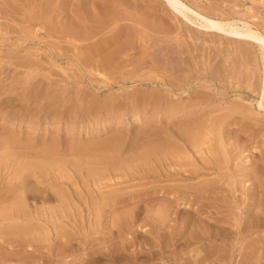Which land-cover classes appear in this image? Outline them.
Instances as JSON below:
<instances>
[{
    "label": "rangeland",
    "instance_id": "rangeland-1",
    "mask_svg": "<svg viewBox=\"0 0 264 264\" xmlns=\"http://www.w3.org/2000/svg\"><path fill=\"white\" fill-rule=\"evenodd\" d=\"M27 1L2 0L0 2V13L2 14H0V21H2L0 22V75L3 77L0 76V87L2 88L3 85L2 91H4L2 92L4 94L0 97V104L2 103L1 101L5 100L3 105H0V115L2 114L0 116V159L11 161L18 158L20 162L34 161L36 163L42 162L46 165L49 164L44 173L33 169L25 171V174L31 171L33 172H31L32 174H27L31 178H27L25 182L28 183V186H32L38 179L47 184L50 182L48 189L53 195V200L45 202L41 198H29L27 200L29 204L28 209L37 211L43 208H51L53 210L51 212L54 213V216L66 214L68 219L73 220L76 218V221L71 222L70 220L71 224L70 222L68 223L70 227L67 224L65 225L66 231L64 232L65 237H63V239L66 238V240L69 241V248L65 250L66 252L64 251V258H61L63 254H58L57 249L59 248L57 247L53 250V256L51 252L50 256L48 251L40 249V247L35 251L36 255L39 253L38 257L40 258L34 261L33 264H41L47 259H49L47 261L50 262L47 264H66L64 261H68L69 259L68 263L70 264H264V225L251 229L245 228V230L243 229L244 231L241 232L243 218L247 215L246 213L240 214L241 211L237 208V205L233 203L230 198L231 196H227V193L211 194L209 196L198 194L194 199V197L189 198V196L186 195V197H184V195L181 197V195L178 194L176 197L174 192L163 195L164 187L168 188L171 185L181 184V182H168L162 179L163 168L166 167L163 166L162 155L160 157L158 155L151 156L149 160L145 162L140 161V159L143 158L142 155L147 152L148 147L154 141L163 140L168 137L171 139L170 142L172 141L176 146L179 143L177 149H180V146H182L181 141H178L179 138H175L174 136L175 133H180L179 131L181 128L186 125L189 126L190 123L201 121L199 119L206 120L212 116L211 119H215L224 113H233L230 114L231 117L227 120L229 125H224L225 127L218 128L215 126L214 122L215 129H213V134H215H211V140L213 141H211V146L216 153L219 151L217 154L222 153L220 149H223L224 152V147L229 149L226 151L227 154H229V152L231 154H229V159L227 160L229 161L227 167L228 169L231 168L230 172L233 173L232 175H235L233 176L236 178L235 181L237 182L235 185L238 186L236 197L238 199L240 197L241 200L243 199L244 204L241 203V208L243 209L245 204L249 202L248 196L246 195L248 192L247 189H249L254 182L252 178L245 181L243 175L251 171L252 169H250L249 165L253 164L255 166L256 162L260 167L262 166L264 168V153L262 155L260 152H264V112L257 107V102L261 100L259 97L264 71L263 59L261 58L262 53L259 47L247 41L227 38L213 32H205L186 19L173 15L162 0ZM183 1L203 14L206 13L205 15H209V17L213 19L223 22H236L238 27H241L245 23V26L248 25L251 29L257 30L264 35V0ZM40 4L43 8L46 6L47 9L40 8ZM57 6L58 9L55 10ZM53 8L55 9L53 10ZM4 10L6 11L4 12ZM102 10H104V12ZM16 11L17 13H15ZM44 11H47L50 15ZM100 13L105 14L102 16ZM7 14L12 15L8 16ZM93 14L98 18H95ZM115 14L117 16H115ZM88 17H93V19ZM110 17H112V19ZM117 17L118 19L120 17L121 20L116 19ZM90 19L91 23L88 21ZM53 20H55V22ZM68 20L70 21L68 22ZM116 20L117 22H115ZM78 24L79 28L75 26ZM52 26H54V28ZM86 26L89 27L87 28ZM56 27L59 29H62V27H66L65 29L70 27L75 30L79 29L80 31H97L98 29L100 30V28L102 29L99 31L101 33H99V37L97 36L98 39H96L97 37L88 41L71 39L73 42L69 39L68 42H72V46L71 43L67 42L66 38L63 41L62 38L57 39V37L52 36L55 35V33L52 34L51 32L52 30L54 31ZM165 27L167 28L165 29ZM139 28L140 30H138ZM114 29L116 31L119 30L121 35L115 44L119 47L121 46L120 44L123 45L127 42L126 45L128 47H126V50L120 55L121 58L119 56V58L117 57V61L119 59L123 60L124 57L123 62L126 60L128 64L131 60V64L129 63L126 65V62L123 63L120 60L123 64L119 61L120 63L116 62L117 65L114 64V67L112 66L109 68L112 71H116L109 72V69L98 71L97 66L111 58L112 54H110V52L112 53V50H114L115 44L114 47L111 46L109 49L101 51V54L98 53V51L91 52L87 50L86 44L91 45L96 43L97 40L102 41L106 36L111 35L112 32L115 33L116 31ZM107 30L109 32H107ZM102 31L103 33H107L102 34ZM31 34H33L34 38ZM21 35H23V37ZM161 38H165V40ZM123 40L124 42H122ZM134 40L136 42H134ZM52 41H55V45ZM118 41L120 43H118ZM79 42L85 45H81ZM78 44L81 46L79 47ZM68 45L70 46L69 48ZM161 45L163 46L161 47ZM67 49L70 50L68 51ZM85 49L86 52H83ZM64 50L66 51L65 53ZM59 51L61 52L60 54ZM106 51L109 53H105ZM90 52L92 55L88 56ZM82 54L83 56L81 57ZM125 54H127L128 57H126ZM101 56H103V58ZM34 58L37 59L34 60ZM169 58L172 59L170 60ZM145 59H147L146 62ZM2 63L4 66H2ZM95 63L97 65H95ZM119 65H121V67ZM12 67L15 68V70ZM127 68H130V71L126 70ZM16 69L17 71L19 69L18 73ZM187 69L188 72L186 73ZM94 75L95 79L93 78ZM107 77H109V79ZM47 87L50 88L48 89ZM51 88L52 90H50ZM153 97H155L156 100H154ZM42 98H44V100ZM6 99L9 101H6ZM136 99L139 102L137 106L141 107L143 111L140 110V108L138 109V107L137 109L134 107L133 103H135ZM13 101H16V103ZM149 102L151 106L154 105L151 107ZM209 103L211 105L207 106ZM112 106H118L120 111H117L118 115L115 117H111L110 115ZM142 106H144V108ZM149 107H151L150 110L148 109ZM188 112H194L189 114L192 118H186L184 116V114ZM45 116L47 117V121L44 120ZM25 117L28 120L31 119L30 123L18 126V122ZM105 118L111 119L108 125L103 123L104 120H106ZM12 120H16L14 124H12ZM220 133L222 138L219 135ZM114 139H117V141H113ZM220 139L222 142L219 141ZM9 142L22 144L21 149L23 152L21 149L15 150V148L8 147L7 143ZM53 143L57 145L55 147L57 152L52 150L51 153H47V151L43 150L45 146ZM203 148H201V150H203L202 152L205 151ZM216 149H218V151H216ZM5 150L9 152H5ZM41 151L45 152L44 154L47 153L48 156L42 155L43 153ZM29 152H32V154L36 153L35 155H39L38 152L42 154L35 156ZM23 153L27 154L24 156ZM191 154L192 152L189 150L188 154H185V152L181 153L178 157L172 158L171 161L180 164L181 172L183 169L186 170V168H189L188 163L191 161L195 164L199 163V166L202 165L201 162L203 163V159H200L199 155L194 156L192 154V156ZM49 155H51V157ZM64 158H68V160H64ZM175 159L176 161H174ZM156 160H158V162ZM254 161L255 163H253ZM160 163H162V166ZM183 165H185L186 168ZM94 167H96L95 169H98V171H93L92 169H94ZM153 168L155 170L158 168V170L155 171ZM145 170L150 171L148 172L149 175ZM2 172L4 173L6 171L3 170ZM34 172H36V174ZM111 172H113V174H110ZM3 173L0 175L1 192H3L2 190H4V188H14L18 184L17 180L23 178L21 174L12 178L11 175L6 176L5 173ZM152 173L154 174L153 176L151 175ZM4 175L7 177L6 180L3 179ZM99 175L103 176L101 180L102 185L99 184V187H94L93 178H97ZM61 176L62 179L60 180L59 178ZM34 177L38 178L34 180ZM213 177H217V175L212 173L208 178L213 179ZM108 178L112 180V183ZM56 179L60 181L58 182ZM224 179H226V177H224ZM54 180L56 183L53 182ZM221 181L222 180H220V182ZM167 184H169V186H167ZM154 189H156V191ZM59 190H64L62 197V199H66L64 202L59 200L60 195L58 194L61 192ZM89 190L91 191L90 193ZM13 193L14 197L22 196L17 189L13 190ZM101 193L105 196V202H100L98 198L101 196ZM97 199L100 203L96 206V204H98ZM92 202L96 203L92 204ZM240 215L242 217V224L238 225L237 228L236 224L239 221L237 219ZM94 217L99 218V221H95ZM41 226L42 225L39 224V227L32 231V233L31 231H26L23 232L22 235L17 236L13 233H1L0 241L6 240L5 238L8 237L6 241L9 239H21L20 242L26 244L27 241L33 240L32 236L37 237L38 234L37 240H39L37 242H39V244L37 245L43 246L44 244L41 242L45 240L42 239L45 228H47L46 230L51 229L52 231V236L50 234L49 240L52 242L54 239L59 240L60 237H56L53 233L59 231L61 235L60 226H52V228L51 226L49 228ZM55 228L57 230H55ZM208 245H210V247ZM46 255L50 256V258H47ZM9 256L10 254L8 251L6 252L0 249V264H17L14 262L16 261V257L12 256L10 258ZM60 259H62L63 262H60ZM71 259L74 260L72 261Z\"/></svg>",
    "mask_w": 264,
    "mask_h": 264
},
{
    "label": "bare ground",
    "instance_id": "bare-ground-1",
    "mask_svg": "<svg viewBox=\"0 0 264 264\" xmlns=\"http://www.w3.org/2000/svg\"><path fill=\"white\" fill-rule=\"evenodd\" d=\"M2 1V0H1ZM0 1V2H1ZM27 1V0H26ZM37 1V0H36ZM44 1V0H43ZM46 1H50V0H46ZM45 1V2H46ZM52 1V0H51ZM57 1V0H56ZM64 1V0H63ZM95 1H97V0H95ZM94 1V2H95ZM256 1V0H255ZM263 1V0H262ZM10 2V1H9ZM9 2H7V3H9ZM28 2V1H27ZM162 2L165 4V6L173 13V15H175L176 17H181V18H183V19H186L187 21H189V22H191V23H193L194 25H196L197 27H199L200 29H202V30H204L205 32H213V33H217V34H220V35H223V36H225V37H227V38H232V39H237V40H240V41H247V42H250V43H252V44H255V45H257L258 47H259V49L261 50V53H262V59H263V67H264V35L263 34H261L260 32H258L257 30H254V29H251L250 27H248V25H246L245 26V23L241 26V27H238L237 25H236V22H223V21H221V20H217V19H213V18H211V17H209V15L207 16V15H205V14H203L202 12H200L199 10H197V9H195V8H193V7H191V6H189L187 3H185L183 0H162ZM4 3H6V2H4ZM44 3V2H43ZM50 3V2H49ZM52 3V2H51ZM1 4V3H0ZM61 4H63V3H61ZM61 4H60V6H61ZM90 4V3H89ZM131 4H132V2H131ZM6 5H8V4H6ZM5 5V6H6ZM15 5V4H14ZM44 5V4H43ZM133 5V4H132ZM50 6V5H49ZM90 6V5H89ZM108 6V5H107ZM123 6V5H122ZM128 6V5H127ZM10 7V6H9ZM12 7V6H11ZM15 7V6H14ZM39 7L41 8L42 6H41V4L39 5ZM77 7V6H76ZM91 7V6H90ZM117 7V6H116ZM133 7V6H132ZM2 8V7H1ZM43 8V7H42ZM44 8H46V6L44 7ZM43 8V9H44ZM56 8V9H55ZM55 8H53V10L55 9V10H57L58 9V6L57 7H55ZM131 8V7H130ZM140 8V7H139ZM252 8V7H251ZM13 9V8H12ZM11 9V10H12ZM14 9H16V8H14ZM35 9V8H34ZM47 9V8H46ZM49 9H50V7H49ZM60 9H62V8H60ZM70 9V8H69ZM82 9H83V7H82ZM89 9H92V8H89ZM116 10H117V8H116ZM6 10H4V12H5ZM39 11V10H38ZM92 11V10H91ZM103 12H104V10H102ZM106 11H107V9H106ZM119 11V10H118ZM122 11V10H121ZM42 12V11H41ZM45 12V11H44ZM43 12V13H44ZM48 12H50V11H48ZM90 12V11H89ZM96 12V11H95ZM115 12H117V11H115ZM114 12V13H115ZM131 12V11H130ZM246 12H248V11H246ZM15 13H17V11L15 12ZM37 13V12H36ZM45 13H47V11L45 12ZM64 13V12H63ZM68 13V12H67ZM66 13V14H67ZM99 13V12H98ZM107 13H108V11H107ZM121 13V12H120ZM251 13V12H250ZM1 14V13H0ZM39 14V13H38ZM48 15H50L49 13H47ZM91 14V13H90ZM100 14H102V16L105 14H103V13H100ZM111 14V13H110ZM153 14V13H152ZM2 15V14H1ZM5 15V14H4ZM8 15V14H7ZM10 15H12V14H10ZM10 15H8V16H10ZM29 15V14H28ZM33 15V14H32ZM45 15V14H44ZM56 15H58V14H56ZM113 15V14H112ZM135 15V14H134ZM247 15V14H246ZM42 16V15H41ZM40 16V17H41ZM71 16V15H70ZM69 16V17H70ZM88 16H90V15H88ZM93 16L95 17V14H93ZM110 16V15H109ZM115 16H117L116 14H115ZM114 16V17H115ZM120 16V15H119ZM174 16V17H175ZM47 17V16H46ZM97 17V16H96ZM95 17V18H96ZM123 17V16H122ZM0 18H1V16H0ZM4 18H6V17H4ZM16 18V17H15ZM23 18V17H22ZM29 18V17H28ZM38 18V17H37ZM59 18V17H58ZM66 18V17H65ZM72 18V17H71ZM88 18H91V19H93V17H88ZM98 18V17H97ZM111 19H112V17H110ZM109 18V19H110ZM136 18V17H135ZM134 18V19H135ZM139 18H141V17H139ZM12 19V18H11ZM21 19V18H20ZM91 19L90 20H88V21H90V23H91ZM106 19H107V17H106ZM110 19V20H111ZM116 19H118V17L116 18ZM119 19L121 20V18L119 17ZM118 19V20H119ZM123 19V18H122ZM133 19V20H134ZM159 19V18H158ZM243 19H245V18H243ZM251 19V18H250ZM253 19V18H252ZM44 20V19H43ZM49 20V19H48ZM78 20V19H77ZM102 20V19H101ZM152 20V19H151ZM28 21H29V19H28ZM40 21V20H39ZM54 22H55V20H53ZM57 21V20H56ZM64 21V20H63ZM70 20H68V22H69ZM93 21V20H92ZM95 21H97V20H95ZM148 21V20H147ZM226 21V20H225ZM0 22H2V21H0ZM21 22V21H20ZM23 22V21H22ZM25 22V21H24ZM59 22V21H58ZM104 22V21H103ZM115 22H117V20L115 21ZM136 22V21H135ZM151 22V21H150ZM153 22V21H152ZM30 23H31V21H30ZM48 23V22H47ZM50 23V22H49ZM53 23V22H52ZM51 23V24H52ZM78 23V22H77ZM77 23H73V24H77ZM97 23V22H96ZM100 23H101V21H100ZM99 23V24H100ZM106 23V22H105ZM125 23V22H124ZM137 23H139V22H137ZM3 24V23H2ZM5 24V23H4ZM50 24V25H51ZM56 24V23H55ZM72 24V23H71ZM82 24V23H81ZM102 24V23H101ZM143 24V23H142ZM141 24V25H142ZM88 25H89V23H88ZM91 25V24H90ZM93 25H95V24H93ZM92 25V26H93ZM97 25V24H96ZM103 25V24H102ZM107 25V24H106ZM153 25V24H152ZM48 26H49V24H48ZM57 26H58V24H57ZM68 26V25H67ZM75 26H77V28H79L78 26H79V24L78 25H75ZM75 26H74V28H75ZM101 26V25H100ZM99 26V27H100ZM105 26V25H104ZM126 26V25H125ZM128 26V25H127ZM158 26H159V24H158ZM6 27V26H5ZM46 27H47V24H46ZM50 27V26H49ZM53 28H54V26H52ZM51 27V28H52ZM72 27V26H71ZM82 27V26H81ZM87 27V26H86ZM89 27V26H88ZM87 27V28H88ZM108 27V26H107ZM112 27V26H111ZM116 27V26H115ZM135 27V26H134ZM133 27V28H134ZM138 27V26H137ZM151 27V26H150ZM11 28H13V27H11ZM44 28V27H43ZM52 28V29H53ZM57 28V27H56ZM55 28V30L53 31L52 30V34L53 33H55V35H52V36H55V37H57V39L58 38H62L63 39V41L65 40V38L67 39V42H68V40L70 39H79L80 41H82V40H84V41H88V40H91V39H95L98 35H99V33H101V32H99V31H101V29L102 28H100V30L98 29L97 31H83V30H75L74 28L72 29V28H70V27H68L67 29H65V28H63L62 27V29H59V28H57L56 29ZM93 29H95L94 27H92ZM104 28V27H103ZM130 28V27H129ZM167 27H165V29H166ZM6 29H7V27H6ZM14 29V28H13ZM49 29V28H48ZM84 29V28H83ZM105 29V28H104ZM113 29V28H112ZM128 29V28H127ZM155 29V28H154ZM11 30V29H10ZM46 30V29H45ZM91 30V29H90ZM115 30V29H114ZM114 30H112V31H114ZM138 30H140V28L138 29ZM143 30V29H142ZM110 31H111V28H110ZM116 31V30H115ZM121 31V30H120ZM125 31V30H124ZM158 31V30H157ZM166 31V30H165ZM16 32V31H15ZM18 32V31H17ZM16 32V33H17ZM107 32H109L108 30H107ZM107 32H105V33H107ZM167 32V31H166ZM19 33V32H18ZM48 33V32H47ZM46 33V34H47ZM50 33V32H49ZM105 33H103V31H102V34H105ZM122 33V32H121ZM20 34H22V33H20ZM110 34H111V32H110ZM148 34V33H147ZM32 36H33V34H31ZM56 35H58V36H60V37H58V36H56ZM132 35V34H131ZM141 35V34H140ZM149 35V34H148ZM22 37H23V35H21ZM26 36H27V34H26ZM50 36V35H49ZM51 36V37H52ZM120 32H119V30L118 31H116L115 33H113L112 32V34L111 35H109V36H106V38L105 39H102V41H98L97 40V42L96 43H94V44H91V45H88V44H86L87 45V47H86V49L87 50H90L91 52H94V51H98V53H100L101 54V51H105L106 49H109L111 46H113L114 47V44L116 43V41H117V39L118 38H120ZM152 36H153V34H152ZM99 37V36H98ZM98 37L96 38V39H98ZM146 37V36H145ZM24 38H25V35H24ZM32 38V37H31ZM33 38H34V36H33ZM124 38V37H123ZM149 38V37H148ZM157 38H158V36H157ZM100 39V38H99ZM161 39H163V38H161ZM177 39V38H176ZM6 40V39H5ZM4 40V41H5ZM50 40V39H49ZM78 40V41H79ZM130 40V39H129ZM139 40V39H138ZM145 40V39H144ZM160 40V39H159ZM163 40H165V38L163 39ZM57 41V40H56ZM60 41V40H59ZM72 41V40H71ZM94 41V40H93ZM143 41V40H142ZM41 42V41H40ZM44 42H46V41H44ZM51 42V41H50ZM53 42V41H52ZM55 42V41H54ZM53 42V43H54ZM66 42V41H65ZM73 42V41H72ZM72 42H68V43H71L72 44ZM75 42V41H74ZM122 42H124V40L122 41ZM130 42H131V40H130ZM134 42H136L135 40H134ZM57 43V42H56ZM62 43V42H61ZM87 43V42H86ZM118 43H120L119 41H118ZM127 43V42H126ZM126 43L125 44H120L121 46H117L116 44H115V47H114V50H112V53L110 52V54H112V56H111V58L108 60V61H104V62H102V63H100L99 64V62H98V66H97V69H98V71L99 70H106V69H109L110 67H112L114 64H116V62L117 63H120L121 61L123 62V60H124V57H123V60H121V59H119L118 61H117V59L120 57V55H122V53L126 50V47H127V45H126ZM133 43V42H132ZM138 43V42H137ZM149 43V42H148ZM165 43H166V41H165ZM20 44V43H19ZM66 44V43H65ZM79 44H81L80 42H79ZM78 44V45H79ZM139 44H140V40H139ZM153 44V43H152ZM53 45V44H52ZM54 45H55V43H54ZM57 45V44H56ZM63 45V44H62ZM67 45V44H66ZM75 45V44H74ZM77 45V44H76ZM81 45H85V44H81ZM81 45H79V47L81 46ZM134 45V44H133ZM136 45V44H135ZM141 45V44H140ZM143 45V44H142ZM164 45V44H163ZM163 45H161V47L163 46ZM72 46H73V44H72ZM71 46V47H72ZM132 46V45H131ZM130 46V47H131ZM171 46V45H170ZM66 47V46H65ZM70 46L68 45V48H69ZM84 47V48H85ZM112 47V48H113ZM129 47V48H130ZM57 48H59V47H57ZM77 48H78V46H77ZM82 48V47H81ZM128 48V47H127ZM180 48V47H179ZM71 49V48H70ZM69 49V50H70ZM76 49V48H75ZM86 49H85V51H83V52H86ZM141 49H143V48H141ZM152 49V48H151ZM170 49V48H169ZM176 49V48H175ZM51 50V49H50ZM61 50V49H60ZM68 50V49H67ZM68 50V51H69ZM73 50V49H72ZM83 50V49H82ZM183 50V49H182ZM26 51V50H25ZM129 51V50H128ZM170 51V50H169ZM178 51V50H177ZM66 51L64 50V53H65ZM88 53V56H91L92 55V53ZM150 52H151V50H150ZM158 52V51H157ZM181 52V51H180ZM31 53V52H30ZM61 52L59 51V54H60ZM105 53H109L108 51H106ZM137 53V52H136ZM135 53V54H136ZM145 53V52H144ZM152 53H154V52H152ZM152 53H151V55H152ZM177 53V52H176ZM179 53V52H178ZM62 54H63V51H62ZM96 54V53H95ZM94 54V55H95ZM109 54V55H110ZM156 54V53H155ZM174 54H175V52H174ZM193 54V53H192ZM23 55V54H22ZM41 55V54H40ZM67 55V54H66ZM69 55V54H68ZM72 55V54H71ZM85 55V54H84ZM173 55V54H172ZM20 56V55H19ZM18 56V57H19ZM35 56V55H34ZM37 56V55H36ZM83 56V54L81 55V57ZM100 56V55H99ZM107 56V55H106ZM119 56V57H118ZM125 56L126 57H128L127 56V54H125ZM153 56V55H152ZM155 56V55H154ZM157 56V55H156ZM15 57V56H14ZM13 57V58H14ZM28 57V56H27ZM42 57V56H41ZM46 57V56H45ZM74 57V56H73ZM95 57V56H94ZM102 58H103V56H101ZM118 57V58H117ZM159 57H161V56H159ZM172 57V56H171ZM7 58V57H6ZM21 58V57H20ZM33 58V57H32ZM40 58V57H39ZM43 58V57H42ZM104 58H105V56H104ZM121 58V57H120ZM35 59H37V58H34V60ZM45 59V58H44ZM107 59H108V56H107ZM126 59V58H125ZM128 59V58H127ZM140 59V58H139ZM148 59V58H147ZM147 59H145V62H146V60ZM170 59V58H169ZM172 59V58H171ZM170 59V60H171ZM121 60V61H120ZM162 60H163V58H162ZM98 61H99V59H98ZM120 61V62H119ZM30 62V61H29ZM101 62V61H100ZM121 62V63H122ZM125 62H126V60H125ZM125 62H123V63H125ZM131 62V60L129 61V63ZM137 62H139V61H137ZM166 62V61H165ZM22 63V62H21ZM26 63V62H25ZM82 63V62H81ZM122 63V64H123ZM128 63V64H129ZM136 63V62H135ZM141 63H143V62H141ZM150 63V62H149ZM148 63V64H149ZM184 63V62H183ZM3 64V63H2ZM20 64V63H19ZM23 64H24V62H23ZM121 64V65H122ZM126 65H128L127 64V62L125 63ZM124 64V65H125ZM131 64V63H130ZM162 64V63H161ZM165 64V63H164ZM83 65V64H82ZM95 65H97L96 63H95ZM117 65V64H116ZM121 65H119L120 67H121ZM123 65V66H124ZM125 65V66H126ZM133 65V64H132ZM147 65V64H146ZM152 65V64H151ZM175 65V64H174ZM2 66H4V64L2 65ZM9 66V65H8ZM42 66H44V65H42ZM171 66V65H170ZM7 67V66H6ZM85 67V66H84ZM90 67V66H89ZM114 67V66H113ZM117 67V66H116ZM116 67H115V69H116ZM236 67V66H235ZM1 68V67H0ZM4 68V67H3ZM13 68V67H12ZM95 68V67H94ZM123 68V67H122ZM169 68V67H168ZM232 68V67H231ZM14 70H15V68H13ZM114 69V68H113ZM130 69V68H129ZM128 68L126 69V70H129ZM135 69V68H134ZM226 69H227V67H226ZM94 70V69H93ZM190 70H192V69H190ZM199 70V69H198ZM216 70V69H215ZM234 70V69H233ZM16 71H17V69H16ZM18 71H19V69H18ZM18 71H17V73H18ZM87 71V70H86ZM109 72L111 71V72H114V71H116V70H114V71H112L111 69H109L108 70ZM125 71V70H124ZM123 71V72H124ZM130 71V70H129ZM140 71V70H139ZM204 71V70H203ZM202 71V72H203ZM28 72V71H27ZM47 72V71H46ZM49 72V71H48ZM107 72V71H106ZM118 72V71H117ZM162 72V71H161ZM171 72V71H170ZM178 72V71H177ZM176 72V73H177ZM188 72V69H187V71H186V73ZM213 72V71H212ZM220 72V71H219ZM104 73V72H103ZM122 73V72H121ZM126 73V72H125ZM131 73V72H130ZM205 73V72H204ZM15 74V73H14ZM30 74H32V73H30ZM35 74V73H34ZM117 74V73H116ZM119 74V73H118ZM123 74V73H122ZM128 74V73H127ZM133 74V73H132ZM193 74H194V72H193ZM203 74V73H202ZM4 75V74H3ZM92 75V74H91ZM130 75V74H129ZM142 75V74H141ZM198 75V74H197ZM210 75V74H209ZM236 75H237V73H236ZM1 77H2V75H0ZM118 76V75H117ZM131 76H133V75H131ZM147 76V75H146ZM168 76V75H167ZM6 77V76H5ZM48 77V76H47ZM105 77V76H104ZM119 77V76H118ZM148 77V76H147ZM151 77V76H150ZM182 77V76H181ZM186 77V76H185ZM192 77V76H191ZM233 77H234V75H233ZM3 78V77H2ZM8 78V77H7ZM13 78V77H12ZM91 78V77H90ZM94 79H95V75H94V77H93ZM108 79H109V77H107ZM137 78V77H136ZM169 78V77H168ZM114 79V78H113ZM143 79V78H142ZM92 80V79H91ZM104 80V79H103ZM168 80V79H167ZM216 80V79H215ZM222 80V79H221ZM3 81V80H2ZM1 81V82H2ZM27 81V80H26ZM94 81V80H93ZM144 81V80H143ZM95 82V81H94ZM98 82H99V79H98ZM229 82V81H228ZM232 82V81H231ZM28 83V82H27ZM169 83V82H168ZM4 84V83H3ZM45 84V83H44ZM58 84V83H57ZM229 84V83H228ZM222 85V84H221ZM226 85V84H225ZM10 86V85H9ZM18 86V85H17ZM48 86V85H47ZM20 87V86H19ZM51 87V86H50ZM49 87V88H50ZM225 87V86H224ZM2 88H3V85H2ZM1 87H0V97L4 94V93H2V92H4V91H2L3 89H2ZM16 88V87H15ZM33 88V87H32ZM48 88V87H47ZM48 88V89H49ZM252 88V87H251ZM250 88V89H251ZM5 89V88H4ZM8 89V88H7ZM36 89V88H35ZM6 90V89H5ZM17 90V89H16ZM50 90H52V88L50 89ZM50 90H48V91H50ZM65 90V89H64ZM67 90V89H66ZM81 90V89H80ZM28 91V90H27ZM32 91V90H31ZM54 91V90H53ZM86 91V90H85ZM15 92V91H14ZM38 92H39V89H38ZM46 92V91H45ZM81 92V91H80ZM131 92V91H130ZM41 93V92H40ZM85 93V92H84ZM25 94V93H24ZM46 94V93H45ZM67 94V93H66ZM18 95H19V93H18ZM17 95V96H18ZM34 95V94H33ZM41 95V94H40ZM80 95V94H79ZM83 95V94H82ZM116 95V94H115ZM128 95V94H127ZM193 95H194V93H193ZM36 96H37V94H36ZM78 96V95H77ZM155 96V95H154ZM205 96V95H204ZM12 97V96H11ZM26 97V96H25ZM38 97V96H37ZM93 97V96H92ZM188 97V96H187ZM8 98V97H7ZM23 98V97H22ZM21 98V99H22ZM137 98V97H136ZM139 98V97H138ZM154 98V100H156L155 99V97H153ZM196 98V97H195ZM259 98H261V100H259V102H257L258 103V106L257 107H259V109L262 111V112H264V71H263V78H262V81H261V93H260V97ZM27 99V98H26ZM29 99H31V98H29ZM38 99V98H37ZM43 100H44V98H42ZM46 99V98H45ZM49 99V98H48ZM130 99V98H129ZM159 99V98H158ZM24 100V99H23ZM39 100V99H38ZM57 100V99H56ZM97 100V99H96ZM124 100V99H123ZM187 100H189V99H187ZM6 101H9L8 99H6ZM27 101V100H26ZM93 101V100H92ZM145 101V100H144ZM153 101V100H152ZM160 101H161V99H160ZM2 103L0 104L1 106L3 105V103L5 102V100H3V101H1ZM14 102V101H13ZM33 102V101H32ZM173 102V101H172ZM176 102V101H175ZM14 103H16V101L14 102ZM40 103V102H39ZM93 103V102H92ZM141 103V102H140ZM153 103H155V102H153ZM157 103V102H156ZM33 104V103H32ZM42 104H43V102H42ZM46 104V103H45ZM68 104H70V103H68ZM139 104V102L137 101V99L135 100V103H133V105H134V107L137 109V105ZM143 104V103H142ZM152 104V103H151ZM159 104H160V102H159ZM182 104V103H181ZM9 105V104H8ZM148 105V104H147ZM149 105H150V102H149ZM148 105V106H149ZM154 105V104H153ZM152 105V106H153ZM156 105H158V104H156ZM166 105V104H165ZM197 105H198V103H197ZM209 105H211L210 103L209 104H207V106H209ZM213 105V104H212ZM22 106V105H21ZM25 106V105H24ZM40 106V105H39ZM48 106V105H47ZM151 106V105H150ZM151 106V107H152ZM160 106V105H159ZM172 106V105H171ZM206 106V107H207ZM77 107V106H76ZM143 108H144V106H142ZM151 107H149L148 109L150 110L151 109ZM201 107H203V106H201ZM205 107V106H204ZM1 108V107H0ZM41 108V107H40ZM68 108V107H67ZM140 108V110H142V108L141 107H138V109ZM212 108V107H211ZM216 108V107H215ZM23 109H24V107H23ZM103 109V108H102ZM109 109V108H108ZM120 109H122V108H120ZM132 109V108H131ZM153 109V108H152ZM157 109V108H156ZM30 110V109H29ZM69 110V109H68ZM89 110H90V108H89ZM234 110V109H233ZM6 111V110H5ZM98 111V110H97ZM108 111V110H107ZM117 111H119V108H118V106H112V108H111V117H115V116H117L118 114H117ZM143 111V110H142ZM226 111V110H225ZM227 111H229V110H227ZM93 112V111H92ZM104 112H106V111H104ZM120 112V111H119ZM221 112H222V110H221ZM220 112V113H221ZM3 113V112H2ZM30 113V112H29ZM28 113V114H29ZM123 113V112H122ZM192 113H194V112H188V113H185L184 114V116L186 117V118H190L191 116L189 115V114H192ZM202 113V112H201ZM223 113V112H222ZM28 114H27V116H28ZM85 114V113H84ZM89 114V113H88ZM94 114V113H93ZM124 114H126V113H124ZM177 114H178V112H177ZM182 114V113H181ZM216 114V113H215ZM217 114H218V112H217ZM230 114H233V113H227V114H222L221 116H219L218 118L216 117L215 119H211V118H208V119H206V120H202V119H199V120H201V121H197L196 123H190V125L188 126V125H186V126H182L183 128H181L180 129V133L179 134H176L175 133V138H179L178 139V141L180 140L181 141V144H182V146H180V149H177L179 146V143H178V145L176 146L172 141L170 142V140L171 139H169L168 137L166 138V139H163V140H157V141H154L149 147H148V150H147V152L144 154V155H142V157L143 158H141L140 159V161H146V160H149V158L151 157V156H161L162 155V161H163V166H166L165 168H163V173H162V179H164L165 181H173V182H177V183H179V182H181V184H175V185H171L170 187H164V189H163V191H164V193H163V195H168V193L169 192H174V194H175V196L178 194V195H181V197L184 195V197H186V196H189V198L190 197H194V199H195V196H197L198 194H201V195H207V196H209V195H211V194H222V193H227L226 195L227 196H231L230 198L232 199V201H233V203H235L236 205H237V208L241 211V215H242V213H246V215L247 216H245L244 218H243V224H242V217H241V215L238 217V219L237 220H239L238 222H237V228H238V225H240V224H242V227H241V232H243L244 230H245V228H249V229H251V228H253V227H260V226H263L264 225V168L261 166H259V164L256 162L255 163V161L253 162V163H255V166L253 165V164H250L249 165V167H250V169H252L251 171H248V172H246L244 175H243V177L245 178V181L246 180H248V179H251L252 178V180H254V182L252 183V185H251V187L249 188V189H247L248 190V192L246 193V195L248 196L247 198L249 199L248 201V203H246L245 204V207L242 209L241 208V205L242 204H244V201H243V199L241 200L240 199V197H239V199L236 197V193H237V185H235V183H237L235 180H236V178L235 177H233V176H235V175H232L233 173H231L230 172V169H228V162L229 161H227L228 159H229V154H230V152H229V154H227L226 153V151L227 150H229V149H226V147H224V152H223V149H220V150H222L221 152L222 153H220V154H217L219 151H218V149H216V151H218L217 153L212 149V146H211V139H212V137H211V134H213V129H215L214 128V122H215V126L216 127H218V128H221V127H225L224 125H229L228 123H227V120H228V118L229 117H231V115ZM2 115V114H1ZM0 115V116H1ZM4 115V114H3ZM69 115H70V113H69ZM72 115V114H71ZM98 115V114H97ZM123 115V114H122ZM179 115V114H178ZM207 115V114H206ZM214 115V114H213ZM246 115V114H245ZM248 115V114H247ZM134 116V115H133ZM147 116V115H146ZM177 116V115H176ZM241 116V115H240ZM243 116V115H242ZM260 116V115H259ZM172 117H173V115H172ZM237 117V116H236ZM258 117V116H257ZM29 118V117H28ZM69 118V117H68ZM136 118V117H135ZM192 118V117H191ZM250 118V117H249ZM255 118V117H254ZM6 119V118H5ZM20 119V118H19ZM35 119V118H34ZM47 119V117L45 116L44 117V120L45 121H47L46 120ZM106 119V118H105ZM217 119V120H216ZM240 119V118H239ZM238 119V120H239ZM242 119V118H241ZM260 119V118H259ZM17 120V119H16ZM16 120H12V124H14L15 123V121ZM111 119H106V120H104V122L103 123H105V125H108V123H109V121H110ZM189 120V119H188ZM208 120V121H207ZM256 120V119H255ZM30 121H31V119L30 120H28L26 117L25 118H23V120H21V121H17L18 122V126L19 125H21V124H26V123H30ZM139 121V120H138ZM187 121V120H186ZM257 121V120H256ZM261 121V120H260ZM99 122V121H98ZM102 122V121H101ZM117 122H119V121H117ZM190 122V121H189ZM213 122V123H212ZM263 122V121H262ZM94 123V122H93ZM174 123H176V122H174ZM211 123V124H210ZM243 123V122H242ZM254 123V122H253ZM64 124V123H63ZM88 124V123H87ZM154 124V123H153ZM179 124H180V122H179ZM183 124V123H182ZM181 124V125H182ZM213 124V125H212ZM256 124V123H255ZM254 124V125H255ZM66 125V124H65ZM98 125H99V123H98ZM257 125V124H256ZM259 125V124H258ZM30 126V125H29ZM41 127V126H40ZM89 127V126H88ZM166 127V126H165ZM239 127V126H238ZM1 128V127H0ZM46 128V127H45ZM57 128V127H56ZM65 128V127H64ZM102 128V127H101ZM179 128V127H178ZM243 128V127H242ZM241 128V129H242ZM27 129V128H26ZM66 129V128H65ZM217 129V128H216ZM239 129V128H238ZM7 130V129H6ZM17 130V129H16ZM34 130H36V129H34ZM47 130V129H46ZM71 130V129H70ZM77 130V129H76ZM103 130V129H102ZM221 130V129H220ZM231 130H232V128H231ZM251 130V129H250ZM63 131V130H62ZM142 131V130H141ZM222 131V130H221ZM228 131V130H227ZM235 131V130H234ZM233 131V132H234ZM17 132V131H16ZM112 132V131H111ZM218 132H219V130H218ZM11 133V132H10ZM31 133V132H30ZM36 133V132H35ZM143 133V132H142ZM228 133H230V132H228ZM51 134V133H50ZM111 134V133H110ZM215 134V133H214ZM213 134V135H214ZM19 135V134H18ZM52 135V134H51ZM220 135V137H221V133L219 134ZM231 135V134H230ZM239 135V134H238ZM33 136V135H32ZM47 136V135H46ZM50 136V135H49ZM60 136V135H59ZM148 136V135H147ZM234 136V135H233ZM66 137V136H65ZM71 137V136H70ZM143 137V136H142ZM160 137V136H159ZM230 137V136H229ZM44 138V137H43ZM116 138V137H115ZM140 138H141V136H140ZM157 138V137H156ZM161 138V137H160ZM214 138H215V136H214ZM222 138V137H221ZM232 138V137H231ZM100 139V138H99ZM102 139H104V138H102ZM109 139H110V137H109ZM155 139V138H154ZM217 139H218V137H217ZM234 139V138H233ZM119 140V139H118ZM231 140V139H230ZM241 140H242V138H241ZM15 141V140H14ZM100 141V140H99ZM107 141V140H106ZM110 141V140H109ZM113 141H117V139L115 140H113ZM142 141V140H141ZM144 141V140H143ZM146 141H148V140H146ZM219 141H221L222 142V140L220 139ZM227 141V140H226ZM43 142V141H42ZM94 142V141H93ZM213 142V141H212ZM6 143V142H5ZM108 143V142H107ZM130 143V142H129ZM215 143V142H214ZM213 143V144H214ZM4 144V143H3ZM8 144V147H11V148H15V150L16 149H21L22 148V144H18L17 142H9V143H7ZM140 144H141V142H140ZM180 144V145H181ZM220 144V143H219ZM224 144V143H223ZM222 144V145H223ZM227 144V143H226ZM231 144V143H230ZM239 144V143H238ZM250 144V143H249ZM100 145V144H99ZM135 145V144H134ZM139 145V144H138ZM142 145V144H141ZM221 145V146H222ZM244 145V144H243ZM57 145L55 144V143H53V144H51V145H48V146H45L44 147V149L43 150H45V151H47V153H51V151L53 150V151H56V147ZM92 146V145H91ZM215 146V145H214ZM232 146V145H231ZM234 146V145H233ZM103 147H104V145H103ZM204 147V148H203ZM217 147V146H216ZM228 147V146H227ZM143 148V147H142ZM201 148H203L205 151L204 152H202L203 150H201ZM230 148H232V147H230ZM236 148V147H235ZM89 149V148H88ZM115 149V148H114ZM131 149V148H130ZM145 149V148H144ZM4 150V149H3ZM2 150V151H3ZM93 150V149H92ZM146 150V149H145ZM145 150H144V152H145ZM189 150L192 152V154L194 155V156H198L199 155V157H200V159H203L202 161H203V163L201 162V164L202 165H198V164H195V163H193V161H191V162H189L188 164H189V168H186V166L185 165H183V166H185V168H186V170L185 169H183V171L181 172L180 170H181V168H180V164H178V163H176V162H172L171 161V159L172 158H175V157H178V155H180L181 153H184L185 152V154L187 153H189ZM244 150V149H243ZM12 151V150H11ZM20 151V150H19ZM21 151L23 152V150L21 149ZM31 151V150H30ZM76 151V150H75ZM81 151V150H80ZM94 151V150H93ZM245 151V150H244ZM5 152H9L8 150H5ZM21 152V153H22ZM26 152V151H25ZM42 152V151H41ZM38 152L39 153V155L40 154H42V155H47L48 156V154L46 153V154H44L45 152ZM57 152V151H56ZM69 152H71V151H69ZM74 152V151H73ZM110 152V151H109ZM234 152V151H233ZM261 153H262V155H263V151H260ZM11 153V152H10ZM29 153H31L32 154V152H29ZM28 153V154H29ZM72 153V152H71ZM85 153V152H84ZM100 153V152H99ZM260 153V154H261ZM16 154H17V152H16ZM24 154V153H23ZM22 154V155H23ZM27 154V153H26ZM26 154H24V156L26 155ZM36 153H33L32 155H35ZM69 154V153H68ZM130 154H132V153H130ZM129 154V155H130ZM134 154V153H133ZM138 154V153H137ZM164 154V155H163ZM191 154V155H192ZM233 154V153H232ZM242 154V153H241ZM30 155V154H29ZM39 155H35V156H39ZM41 155V156H42ZM64 155H66V154H64ZM126 155H127V153H126ZM125 155V156H126ZM192 155V156H193ZM204 155V156H203ZM231 155V154H230ZM239 155H240V153H239ZM7 156V155H6ZM50 157H51V155H49ZM60 156H62V155H60ZM76 156V155H75ZM80 156V155H79ZM114 156V155H113ZM128 156V155H127ZM126 156V157H127ZM183 156V155H182ZM3 157V156H2ZM23 157V156H22ZM26 157H28V156H26ZM29 157H31V156H29ZM202 157V158H201ZM44 158H46V157H44ZM63 158V157H62ZM71 158V157H70ZM73 158V157H72ZM131 158H133V157H131ZM138 158V157H137ZM186 158H188V157H186ZM191 158V157H190ZM252 158V157H251ZM260 158H261V156H260ZM26 159V158H25ZM59 159V158H58ZM122 159V158H121ZM124 159H126V158H124ZM40 160H42V159H40ZM44 160V159H43ZM64 160H68V158L66 159V158H64ZM118 160V159H117ZM133 160V159H132ZM186 160V159H185ZM250 160V159H249ZM45 161V160H44ZM157 162H158V160H156ZM161 161V160H160ZM161 161V162H162ZM174 161H176V159L174 160ZM178 161V160H177ZM235 161V160H234ZM100 162V161H99ZM184 162V161H183ZM115 163V162H114ZM154 163V162H153ZM180 163H181V161H180ZM232 163V162H231ZM55 164H57V163H55ZM143 164V163H142ZM228 164V165H227ZM49 165V164H48ZM48 165H46L45 163H42V162H38V163H36V162H34V161H26V162H20V161H18V158H16V159H14V160H11V161H8V160H2V159H0V175H2V171L3 170H5L6 172H4L5 173V175L7 176V175H11L12 176V178L14 177L15 178V176H17V175H19V174H21V175H23V178L22 179H20V180H17L18 181V184L14 187V188H12V189H5L4 188V190H2L3 192H1L0 191V234L1 233H4V234H8V233H13L14 235H22V233L23 232H30L31 231V233H32V231H34L35 229H37L38 227H39V224H41L42 226H44V227H50L51 226V228H52V226H54V227H59L60 226V228H61V235L59 234V231H55L56 233H53V234H55L56 235V237H60L59 238V240H56V239H54V241L52 242L51 240H49V238H50V234L52 233V231H51V229L49 230H46L47 228H45V233L43 234V237H42V239H45V240H43L41 243H43L44 245L43 246H38L37 244H39V242H37L38 240H37V237H38V234H37V237H35V236H32L33 237V240H30V241H27V243L26 244H22L21 242H20V240H17V239H9L8 241H6L7 239H8V237L7 238H5L6 240H2V241H0V249H3V251L5 250L6 252L8 251L9 252V254H10V258L12 257V256H15L16 258H15V260L16 261H14L15 263H17V264H30V263H32L33 264V262L34 261H37V259H39L40 257H38V254L36 255L35 253V251L37 250V249H39L40 247V249H45V251H48L49 252V255H50V252H51V255H52V253L54 252L53 250H54V248H59V249H57L58 250V254H63V255H61V258L63 259L64 258V251L66 250V249H68L69 248V245H68V240H66V238H64L63 239V237H65L64 236V232L66 231L65 230V225L67 224L68 225V223L70 222V220L71 219H68L67 217V215L66 214H61L60 216H54L53 214L54 213H52L51 211H53L51 208H43V209H40V210H37V211H35V210H29L28 208H29V204L27 203V200L29 199V198H34V199H37V198H41L43 201H51V200H53V195H52V193H50V191H49V189H48V186H49V183L47 184L46 182H42V181H40L39 179L38 180H36V178H38V177H34V180H36L34 183H33V185L32 186H28V183H26L25 181H26V179L27 178H29L30 176L29 175H27V174H29V173H31V172H29V173H27V174H25V171H28V170H31V169H33V170H37V171H39V172H45L46 171V169L48 168ZM59 165V164H58ZM121 165V164H120ZM159 165V164H158ZM160 165L162 166V163H160ZM232 165V164H231ZM241 165V164H240ZM57 166V165H56ZM76 166V165H75ZM152 166V165H151ZM237 166V165H236ZM58 167V166H57ZM56 167V168H57ZM66 167V166H65ZM105 167V166H104ZM244 167V166H243ZM246 167V166H245ZM248 167V166H247ZM248 167V168H249ZM64 168V167H63ZM96 167H94V169H92L93 171L94 170H96V171H98V169H95ZM126 168V167H125ZM178 170H177V169ZM239 168V167H238ZM247 168V169H248ZM62 169V168H61ZM149 170L151 169V168H148ZM154 169V168H153ZM241 169V168H240ZM244 169V168H243ZM117 170V169H116ZM152 170V169H151ZM155 170V169H154ZM156 170H158V168L156 169ZM155 170V171H156ZM236 170H237V168H236ZM85 171V170H84ZM110 171V170H109ZM136 171V170H135ZM138 171V170H137ZM233 171V170H232ZM240 171V170H239ZM64 172H66V171H64ZM73 172V171H72ZM77 172V171H76ZM105 172V171H104ZM145 172L149 175V173L148 172H150V171H147V170H145ZM3 173V174H4ZM33 173V172H32ZM31 173V174H32ZM35 174H36V172H34ZM58 173V172H57ZM108 173V172H107ZM212 173H214V174H216L217 175V177H213V179H211V178H208L209 177V175H211ZM63 174V173H62ZM110 174H113V172H111ZM143 174V173H142ZM141 174V175H142ZM145 174V173H144ZM157 174V173H156ZM4 175V177H3V179L4 180H6V176ZM34 175V174H33ZM58 175V174H57ZM152 176L154 175L153 173L151 174ZM150 175V176H151ZM240 175V174H239ZM37 176V175H36ZM67 176V175H66ZM95 176V175H94ZM147 176V175H146ZM145 176V177H146ZM215 176V175H214ZM238 176V175H237ZM64 177V176H63ZM100 177V178H99ZM99 177H97V178H93L94 180H93V186L94 187H99V184H101V180H102V175H99ZM224 177H226V179H224ZM240 177V176H239ZM242 177V176H241ZM31 178V177H30ZM48 178V177H47ZM117 178V177H116ZM127 178V177H126ZM129 178H131V177H129ZM128 178V179H129ZM215 178V179H214ZM221 178V179H220ZM49 179V178H48ZM60 180L62 179V176L59 178ZM161 179V178H160ZM43 180V179H42ZM57 181H58V179H56ZM59 180V181H60ZM69 180V179H68ZM68 180H67V183H68ZM86 180V179H85ZM108 180H110L111 181V183H112V180L111 179H109L108 178ZM220 180H222L221 182H220ZM251 180V181H252ZM16 181V182H17ZM45 181V180H44ZM47 181V180H46ZM58 181V182H59ZM63 181V180H62ZM116 181V180H115ZM114 181V182H115ZM224 181V182H223ZM226 181V182H225ZM238 181V180H237ZM243 181V180H242ZM5 182V181H4ZM8 182V181H7ZM37 182V183H36ZM53 182H55V180L53 181ZM65 182V181H64ZM142 182V181H141ZM30 183V182H29ZM56 183V182H55ZM66 183V182H65ZM116 183V182H115ZM114 183V184H115ZM138 183V182H137ZM142 183H144V182H142ZM219 183H221V184H219ZM226 183V184H225ZM240 183H241V181H240ZM247 183V182H246ZM69 184H70V182H69ZM108 184V183H107ZM139 184V183H138ZM150 184V183H149ZM64 185V184H63ZM92 185V184H91ZM102 185V184H101ZM153 185V184H152ZM162 185H164V184H162ZM161 185V186H162ZM166 185V184H165ZM111 186V185H110ZM109 186V187H110ZM154 186H155V184H154ZM160 186V185H159ZM167 186H169V184H167ZM60 187V186H59ZM101 187V186H100ZM114 187V186H113ZM116 187V186H115ZM163 187V186H162ZM120 188V187H119ZM159 188V187H158ZM161 188V187H160ZM240 188V187H239ZM15 189H17V190H19V192H20V195H22L21 197H14L13 196V190H15ZM57 189H59V188H57ZM81 189V188H80ZM113 189V188H112ZM140 189V188H139ZM149 189V188H148ZM157 189V188H156ZM156 189H154L155 191H156ZM170 189V190H169ZM241 189V188H240ZM245 189V188H244ZM62 190V189H61ZM61 190H59V191H61ZM74 190H75V188H74ZM73 190V191H74ZM88 190V189H87ZM131 190V189H130ZM136 190V189H135ZM143 190V189H142ZM147 190V189H146ZM150 190V189H149ZM6 191V192H5ZM54 191V190H53ZM119 191V190H118ZM133 191V190H132ZM154 191V192H155ZM18 192V191H17ZM56 192H57V190H56ZM55 192V193H56ZM63 192H64V190L63 191H61L58 195H60L59 197H60V201L62 200V202H64V200H66V199H62V197H63ZM91 191L89 190V193H90ZM125 192V191H124ZM127 192V191H126ZM143 192V191H142ZM149 192V191H148ZM100 193V192H99ZM162 193V192H161ZM66 194V193H65ZM98 194V193H97ZM173 194V195H174ZM229 194V195H228ZM239 194V193H238ZM98 195H100V194H98ZM170 195V194H169ZM186 195V196H185ZM108 196V195H107ZM155 196V195H154ZM240 196V195H239ZM244 196V195H243ZM104 197L105 196H103L102 195V193H101V196H99L98 198H99V200H100V202L102 201H104L105 199H104ZM177 197V196H176ZM212 197V196H211ZM210 197V198H211ZM215 197V196H214ZM219 197H220V195H219ZM222 197V196H221ZM119 198V197H118ZM130 198V197H129ZM137 198V197H136ZM153 198V197H152ZM201 198V197H200ZM207 198V197H206ZM246 198V199H247ZM77 199V198H76ZM83 199V198H82ZM163 199V198H162ZM161 199V200H162ZM98 199H97V202L99 201ZM110 200H112V199H110ZM180 200H181V198H180ZM187 200V199H186ZM219 200V199H218ZM59 201V202H60ZM80 201V200H79ZM95 201V200H94ZM107 201V200H106ZM118 201V200H117ZM127 201V200H126ZM125 201V202H126ZM134 201V200H133ZM221 201H222V199H221ZM100 202H98V204H96V206L97 205H99V203ZM105 202V201H104ZM135 202H137V201H135ZM164 202V201H163ZM167 202V201H166ZM186 202V201H185ZM35 203V202H34ZM93 203H96V202H92V204ZM131 203V202H130ZM175 203V202H174ZM224 203V202H223ZM242 203V204H241ZM59 204H61V203H59ZM72 204H73V202H72ZM111 204V203H110ZM230 204V203H229ZM63 205V204H62ZM102 205H104V204H102ZM112 205H113V203H112ZM125 205V204H124ZM137 205V204H136ZM139 205V204H138ZM225 205V204H224ZM38 206V205H37ZM179 206V205H178ZM43 207V206H42ZM52 207V206H51ZM53 207H54V204H53ZM114 207V206H113ZM117 207V206H116ZM173 207V206H172ZM122 208V207H121ZM96 210V209H95ZM105 210H106V208H105ZM104 210V211H105ZM112 210V209H111ZM115 210V209H114ZM35 211V212H34ZM109 211V210H108ZM107 211V212H108ZM120 211V210H119ZM171 211V210H170ZM189 211V210H188ZM238 211V210H237ZM184 212V211H183ZM236 212V211H235ZM91 213H93V212H91ZM189 213V212H188ZM232 213H234V212H232ZM239 213V212H238ZM160 214V213H159ZM158 214V215H159ZM124 215V214H123ZM127 215V214H126ZM197 215V214H196ZM237 215V214H236ZM81 216V215H80ZM108 216H109V214H108ZM107 216V217H108ZM176 216V215H175ZM106 217V216H105ZM97 217H94V219H95V221H99V218H97ZM110 218V217H109ZM196 218V217H195ZM199 218V217H198ZM154 219V218H153ZM171 219V218H170ZM236 219V218H235ZM102 220V219H101ZM134 220V219H133ZM181 220V219H180ZM190 220V219H189ZM194 220V219H193ZM73 221H76V218L75 219H73V220H71V222H73ZM82 221V220H81ZM80 221V222H81ZM111 221V220H110ZM154 221V220H153ZM10 222H12V223H10ZM71 222H70V224H71ZM103 222V221H102ZM135 222V221H134ZM158 222V221H157ZM191 222H192V220H191ZM199 222V221H198ZM205 222V221H204ZM16 223V224H15ZM25 223V224H24ZM110 223V222H109ZM187 223V222H186ZM79 224V223H78ZM194 225V224H193ZM212 225V224H211ZM41 226V227H42ZM69 226V225H68ZM72 226V225H71ZM80 226V225H79ZM244 226V227H243ZM70 227V226H69ZM205 227V226H204ZM208 227H209V225H208ZM216 227V226H215ZM75 228V227H74ZM73 228V229H74ZM201 228V227H200ZM203 228V227H202ZM72 229V228H71ZM120 229V228H119ZM207 229V228H206ZM240 229V228H239ZM244 229V230H243ZM55 230H57L56 228H55ZM80 230V229H79ZM220 230V229H219ZM203 231V230H202ZM224 231V230H223ZM222 231V232H223ZM246 231H247V229H246ZM69 232H70V230H69ZM219 232V231H218ZM36 233V232H35ZM39 233V232H38ZM249 233V232H248ZM123 234V233H122ZM192 234V233H191ZM194 234V233H193ZM216 234V233H215ZM239 234H240V232H239ZM33 235V234H32ZM85 235V234H84ZM210 235V234H209ZM249 235V234H248ZM51 236H52V234H51ZM68 236V235H67ZM207 236V235H206ZM27 237V236H26ZM76 237V236H75ZM12 238V237H11ZM40 238V237H39ZM224 238V237H223ZM235 238V237H234ZM61 239V240H60ZM69 239V238H68ZM261 239V238H260ZM1 240V239H0ZM73 240H74V238H73ZM86 241V240H85ZM199 241V240H198ZM210 241V240H209ZM75 242V241H74ZM77 242V241H76ZM242 242V241H241ZM245 242V241H244ZM40 243V244H41ZM110 243V242H109ZM187 243V242H186ZM185 243V244H186ZM195 243V242H194ZM75 244V243H74ZM242 244V243H241ZM205 245H206V243H205ZM219 245V244H218ZM207 246V245H206ZM209 247H210V245H208ZM240 246V245H239ZM244 246V245H243ZM259 246V245H258ZM257 246V247H258ZM75 247V246H74ZM186 247V246H185ZM241 248V247H240ZM211 249V248H210ZM238 249V248H237ZM250 249V248H249ZM245 250V249H244ZM248 250V249H247ZM256 250V249H255ZM42 251H44V250H42ZM155 251V250H154ZM190 251H191V249H190ZM201 251V250H200ZM207 251V250H206ZM66 252V251H65ZM152 252V251H151ZM181 252V251H180ZM209 252V251H208ZM44 253V252H43ZM47 253V252H46ZM255 253V252H254ZM48 254V253H47ZM57 254V255H58ZM66 254V253H65ZM82 254V253H81ZM178 254V253H177ZM50 255V256H51ZM55 255V254H54ZM100 255V254H99ZM120 255V254H119ZM118 255V256H119ZM238 255H239V252H238ZM245 255V254H244ZM255 255V254H254ZM47 256V255H46ZM50 256H47V258L49 257L50 258ZM53 256V255H52ZM56 256V255H55ZM59 256V255H58ZM81 256V255H80ZM117 256V257H118ZM177 256V255H176ZM195 256H196V254H195ZM224 256V255H223ZM247 256V255H246ZM43 257V256H42ZM45 257V256H44ZM67 257V256H66ZM66 257H65V259H66ZM95 257V256H94ZM116 257V256H115ZM123 258V257H122ZM62 259H60V262L62 261L63 262V260ZM82 259V258H81ZM150 259V258H149ZM170 259V258H169ZM226 259V258H225ZM14 260V259H13ZM42 260V259H41ZM47 260H49V259H47ZM46 260V261H47ZM52 260V259H51ZM54 260V259H53ZM67 260H68V258H67ZM70 260V259H69ZM69 260L68 261H64V263H66V264H70V263H68L69 262ZM72 260V259H71ZM74 260V259H73ZM72 260V261H73ZM80 260V259H79ZM78 260V261H79ZM155 260H156V258H155ZM7 261V260H6ZM6 261H4V262H6ZM44 261V262H42L43 264H47L49 261ZM71 261V262H72ZM107 261V260H106ZM120 261V260H119ZM201 261V260H200ZM199 261V262H200ZM41 262V261H40ZM109 262V261H108ZM198 262V261H197ZM228 262V261H227ZM252 262V261H251ZM41 263V264H42ZM50 263V262H49ZM79 263V262H78ZM166 263V262H165ZM226 263V262H225ZM61 264H63V263H61ZM77 264V263H76ZM108 264V263H107Z\"/></svg>",
    "mask_w": 264,
    "mask_h": 264
}]
</instances>
